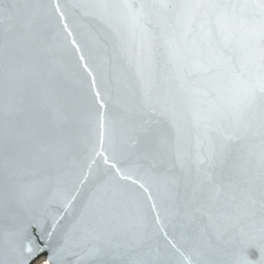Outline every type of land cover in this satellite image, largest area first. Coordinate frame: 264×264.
<instances>
[{
    "label": "water",
    "instance_id": "1",
    "mask_svg": "<svg viewBox=\"0 0 264 264\" xmlns=\"http://www.w3.org/2000/svg\"><path fill=\"white\" fill-rule=\"evenodd\" d=\"M29 2L47 5L52 0ZM59 2L65 8L72 36L67 35L62 21L41 15L37 23L39 33L22 42L18 93L10 97L0 87V119L10 109L15 133L30 146L20 161L19 181L25 186L24 194L10 215L0 212V256L10 241L20 252H26L27 236L33 239L40 236L36 226L40 221L45 231L51 233L50 242L40 241L41 246L50 243L53 250L59 249L55 264H119L118 257L130 260L139 253L148 258L157 251L164 253L170 264H197L198 253L209 246L217 250L214 258L222 264H232L253 236L258 239L253 225L258 229L259 196L255 188L243 183L229 188L217 180L214 184L205 183L201 190L197 181L196 161L204 154L206 145L195 116L202 108L211 107L209 101L219 102V95L200 94L204 88L200 70L204 57L193 44L195 37L180 39L179 30L175 34L162 32L152 25L155 38L142 42L139 31L129 24L113 20L112 27H108L73 7L86 0ZM117 32L125 41L123 50L118 46ZM114 47L118 53L115 59ZM227 83L220 81L221 85ZM97 91L107 103L110 117L125 107L140 105L145 93L157 102L158 108L174 114L161 117L158 125L162 131V150L168 156L166 164L153 168L134 151L121 152L118 125L113 144L106 137L103 153L96 155L101 148L98 138L89 131L88 117L89 107L93 118L104 111L99 108ZM69 120L78 122L79 132L74 150L65 155L56 133L67 127ZM249 150L255 159L258 141L249 142ZM185 160L192 175L186 199H191L195 192V199L187 208L184 203L172 200L170 184L160 175L165 172L169 176L179 175ZM113 163L122 174H131L133 179L145 183L156 204L155 210L148 193L131 180L121 179L111 167ZM150 168L156 173L154 179L145 176ZM121 187L128 197L123 201L126 215H122L119 223L101 225L96 219V204L90 202V197L94 193V200L101 203L111 197L120 199ZM253 200L254 218L250 216ZM137 201L147 216L144 233L137 227ZM25 228L28 230L25 236H10ZM121 232L127 235L118 234ZM105 248L112 254L104 255ZM45 251L52 255L47 247Z\"/></svg>",
    "mask_w": 264,
    "mask_h": 264
},
{
    "label": "snow or ice",
    "instance_id": "2",
    "mask_svg": "<svg viewBox=\"0 0 264 264\" xmlns=\"http://www.w3.org/2000/svg\"><path fill=\"white\" fill-rule=\"evenodd\" d=\"M85 15H91L101 24L112 27L113 20L129 24L134 31L138 30L141 41L154 39L156 36L152 25L162 32L179 30V38L185 39L192 35L193 44L204 57L201 64L204 88L201 95L212 97L219 95V102L209 101L211 107L202 108L196 114L197 127L205 142L204 154L198 156L197 181L201 185L214 184L222 180L225 186L231 188L240 183L255 188L259 196L260 222L258 239L253 236L251 241L241 248L238 257L232 264H264V0H86L74 4ZM57 18L63 22L62 27L68 36L67 15L59 0H52L47 5L30 3L29 0H0V87L8 96L19 91L18 65L21 59L22 42L34 39L39 33L37 27L39 17ZM116 31L115 29H113ZM117 43L121 50L125 41L117 32ZM72 43L76 41L73 39ZM173 45L175 41H172ZM79 50V49H77ZM173 54L175 51L173 49ZM116 48H113V58H117ZM83 60L84 57L81 56ZM87 67V65H85ZM189 75L191 74L189 70ZM227 81L221 85L220 81ZM95 84V78H93ZM226 95H220L221 93ZM99 108L104 109L95 118L91 116L89 107L88 125L90 133L99 140L103 153L105 138L113 144L115 127L119 126V147L121 152L134 151L138 158L148 160L153 168L157 164L168 162L161 140L162 131L158 127L161 117L174 116L166 110L157 107V102L145 93L140 105L125 107L113 116L107 115V103L97 91L95 93ZM23 102V96L20 97ZM183 103V97L181 98ZM14 114L9 109L0 119V212L10 215L15 204L22 198L25 186L19 181L20 161L30 147L22 142L14 131ZM79 132L78 122L69 120L67 127L56 133V140L65 155L75 148V138ZM258 141V154L253 159L249 150V142ZM179 143V133L177 135ZM105 163L108 157L105 156ZM123 180H131L140 189L152 194L140 179H133L131 174H122L115 163L111 165ZM179 175L169 176L167 172L160 173L170 184L171 198L190 207L195 199H186L192 183L190 164L183 161ZM171 169L169 168V171ZM145 176L154 179L156 173L150 168ZM183 183L184 192L181 193ZM120 199L111 197L104 202L94 200L97 222L107 226L113 222L119 223L122 215H126L123 201L127 199L125 190L119 189ZM256 201H252L250 216L255 217ZM152 209H156L153 200ZM156 219L159 220L157 212ZM40 236L36 239L27 236L26 252H20L11 241L8 243L0 264H55L59 249L53 250L50 243L45 247L52 251L48 255L40 241L50 242L51 233L46 232L40 221L36 222ZM137 227L140 233L146 232L147 216L137 201ZM27 228L10 233L19 238L27 234ZM126 236V232L118 233ZM143 239V237H141ZM139 246V245H138ZM173 247H175L173 245ZM216 251L208 249L198 253L197 264H222L214 258ZM104 255L112 254L105 248ZM139 257V258H137ZM119 259V264H170V259L159 251L148 258L136 253L130 260ZM191 264V262H190Z\"/></svg>",
    "mask_w": 264,
    "mask_h": 264
}]
</instances>
